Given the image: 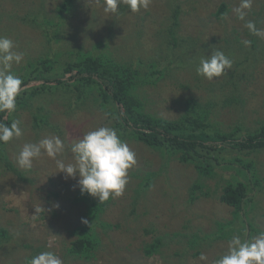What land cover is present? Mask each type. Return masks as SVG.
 <instances>
[{
	"label": "rangeland",
	"instance_id": "obj_1",
	"mask_svg": "<svg viewBox=\"0 0 264 264\" xmlns=\"http://www.w3.org/2000/svg\"><path fill=\"white\" fill-rule=\"evenodd\" d=\"M61 2L0 0V36L13 40L14 50L24 53V60L12 68L19 77L30 70L34 59L48 54L54 58L55 52L62 66V62L70 60L66 59L67 52L77 47L84 53L106 54L121 63L142 59V70H164L158 80L149 75L154 82L139 90L151 114L177 119L185 101L192 97L205 108L206 102L214 101L207 109H211L213 126L221 131L236 125L254 130L264 123V37L254 36V45L249 47L242 43L251 36L244 27L246 21L264 30V0H252L245 20L238 19L233 11L241 0H152L148 9L135 13L121 2L115 15L104 13L103 0H75V8L56 30L63 38L47 41L39 22L54 20ZM222 4L226 9L219 15ZM174 6H178L180 14L174 36L170 37L165 30L173 23ZM214 49L223 51L233 65L225 75L209 81L198 76L195 69L200 58L211 55ZM70 57L75 59V55ZM236 60L243 62L242 66L235 67ZM56 68L61 70L58 65ZM43 97L39 104L50 111V121L59 126L60 134L47 130L36 133L28 110L18 111L13 119L20 121L23 135L7 143L6 152L23 178L4 169L0 161V229L8 237L0 245V264H26V260L43 251L55 252L63 264H215L226 254L229 240L218 239L202 242L197 255L194 250L187 255L183 252L188 246L184 242L191 235L209 234L215 231L217 222L234 221V231L238 233L242 222L238 225L232 217L233 210L218 200L221 187H216V179L201 181L193 167L127 139L124 142L135 152L136 163L128 171L123 195L110 198L99 218L110 229L103 234L102 228H96L101 244L90 260L71 257L67 249L74 240L72 230L87 219L84 204L74 200L80 190L78 178L66 179L64 173H57L55 160L46 154L35 160L31 169L20 168L17 156L25 143L57 135L67 146L58 158L71 163V144L88 131L111 127V121L106 114L85 107L68 114L57 93ZM250 158L256 163L264 193V151ZM204 182L205 195L197 192L198 197L190 201L191 185ZM262 192L256 194L260 197L255 198L251 213H247L260 233L264 232ZM37 208L41 211L36 214ZM154 238H163L165 246L158 255L148 257L144 247ZM201 253L207 260L200 259Z\"/></svg>",
	"mask_w": 264,
	"mask_h": 264
},
{
	"label": "trees",
	"instance_id": "obj_2",
	"mask_svg": "<svg viewBox=\"0 0 264 264\" xmlns=\"http://www.w3.org/2000/svg\"><path fill=\"white\" fill-rule=\"evenodd\" d=\"M74 8L75 0H62L55 10L54 20L42 19L39 22L47 41L63 38L56 30L63 26L61 22L69 17ZM225 9L226 6L222 4L218 14L221 15ZM179 14L178 6H174L173 23L165 30L170 37L174 36ZM51 27L55 28L53 32L49 30ZM250 41L254 45L255 38L252 34ZM67 53L66 59L70 60L62 62V66L59 58L56 59L59 54L57 52L52 54L54 58H50L48 54L46 58H36L29 64L30 70L20 74L22 91L16 98L17 108L12 113L0 112V123L10 126L18 111L28 110L32 129L36 133L47 130L60 134L59 126L50 121V111L43 104H39L43 96L52 93L63 98L68 114L84 107L100 111L106 114V118L111 121V128L116 130L122 141L132 139L154 151L167 154L169 158H175L185 166L193 167L201 181L216 179V187H221L218 200L233 210L232 217L238 225L242 222L238 233L234 231L236 225L233 221L217 222L215 231L209 234L191 235L184 242L188 245L183 251L184 254L187 255L192 250L195 255L199 254L203 247L201 243L206 240L227 241L234 235L247 239L260 233L258 226L248 220L247 213L252 211L249 209L259 196L256 194L262 192V180L256 163L250 156L264 151V123L254 130L236 125L232 130L221 131L213 126L209 114L211 109H207L209 105L215 104L214 101L206 102L205 108L204 104L192 97L185 101L183 113L177 119L168 120L153 115L146 110L139 90L154 82L149 75H155L158 80L163 76L164 70L144 71L140 68L145 65L142 59H137L139 65L137 61L121 63L106 54L84 53L78 47L77 50ZM70 55H75V59L72 60ZM236 61L235 67L242 66L243 62ZM56 65L61 68V72H58ZM230 100L236 101V97H231ZM6 151V144L0 143V161L3 168L22 179L23 174L9 160ZM205 182L191 185L188 193L190 201L198 197L197 192L205 195ZM74 200L84 204L87 223L83 222L72 230L74 240L67 250L71 257L88 261L101 244L96 228H102L103 234L110 229V225L99 219L109 202L100 203L94 197L82 194L80 190L76 192ZM242 215H245L244 219L241 218ZM179 235L182 237V234ZM173 237L177 238L178 234ZM7 238L5 230L0 229V245ZM164 243L163 238H154L145 245L144 254L148 257L158 255L160 248L165 246Z\"/></svg>",
	"mask_w": 264,
	"mask_h": 264
},
{
	"label": "clouds",
	"instance_id": "obj_3",
	"mask_svg": "<svg viewBox=\"0 0 264 264\" xmlns=\"http://www.w3.org/2000/svg\"><path fill=\"white\" fill-rule=\"evenodd\" d=\"M121 2L135 13L141 8L148 9L152 0H103L104 13L117 14ZM251 6L252 0H241L233 11L238 19L245 20ZM244 27L254 36L264 37V30L258 29L254 22L246 21ZM242 43L249 47L252 42L244 40ZM15 47L13 40L0 36V112H14L17 108L16 98L22 91V79L12 68L13 64L19 65L24 60V53L15 51ZM232 65L233 61L223 51L214 49L211 55L200 58L195 70L198 76L212 81L225 75ZM22 135L20 121L13 120L10 126L0 123V143L7 144ZM66 148L59 136L49 135L37 143H25L16 162L22 169H31L33 162L46 154L55 160L57 173H64L66 179L78 178L82 194L98 198L100 203L123 195L128 183V171L136 163V154L119 138L114 128L101 126L76 139L71 144V163L58 158L64 155ZM40 211L39 208L35 209L36 214ZM83 222L87 223V220ZM200 259L207 260V256L201 253ZM26 264H63V261L55 252L43 251L26 260ZM215 264H264V232L247 239L234 235L228 242L226 254Z\"/></svg>",
	"mask_w": 264,
	"mask_h": 264
}]
</instances>
